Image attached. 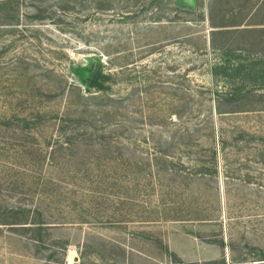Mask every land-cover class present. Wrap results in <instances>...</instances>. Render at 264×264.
<instances>
[{
    "label": "rangeland",
    "instance_id": "1",
    "mask_svg": "<svg viewBox=\"0 0 264 264\" xmlns=\"http://www.w3.org/2000/svg\"><path fill=\"white\" fill-rule=\"evenodd\" d=\"M263 258L264 0H0V264Z\"/></svg>",
    "mask_w": 264,
    "mask_h": 264
},
{
    "label": "trees",
    "instance_id": "2",
    "mask_svg": "<svg viewBox=\"0 0 264 264\" xmlns=\"http://www.w3.org/2000/svg\"><path fill=\"white\" fill-rule=\"evenodd\" d=\"M105 77L101 75V72L95 77V79L92 81L90 88H96L97 91L103 90V83H104ZM169 220L168 218L164 219V221ZM142 220L137 221H118L114 224H127L128 222H141ZM108 222V221H107ZM145 222V221H142ZM76 224H90L85 218L80 217L76 222ZM99 224H104L102 222H99ZM44 224H41L39 226H43ZM166 253H169L168 249H164ZM264 261V258L262 259Z\"/></svg>",
    "mask_w": 264,
    "mask_h": 264
},
{
    "label": "water",
    "instance_id": "3",
    "mask_svg": "<svg viewBox=\"0 0 264 264\" xmlns=\"http://www.w3.org/2000/svg\"><path fill=\"white\" fill-rule=\"evenodd\" d=\"M100 66H101V63H96L93 71L88 73L87 78H86V86L88 88L91 86L92 81L95 79L96 75L98 74Z\"/></svg>",
    "mask_w": 264,
    "mask_h": 264
}]
</instances>
